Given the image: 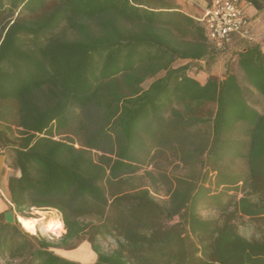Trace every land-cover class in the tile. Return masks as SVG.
I'll return each mask as SVG.
<instances>
[{
  "label": "trees",
  "instance_id": "16d2710c",
  "mask_svg": "<svg viewBox=\"0 0 264 264\" xmlns=\"http://www.w3.org/2000/svg\"><path fill=\"white\" fill-rule=\"evenodd\" d=\"M175 9L170 0H0L9 209L56 210L65 230L54 243L0 212V264H82L55 249L84 241L95 255L84 264H264V234L246 240L233 223H264V111L247 104L230 65L203 84L188 75L226 50ZM235 56L264 100L259 47ZM167 154L190 173L161 177L166 201L129 189L138 163ZM204 201L223 211L222 224L197 215ZM107 238L110 252L99 244Z\"/></svg>",
  "mask_w": 264,
  "mask_h": 264
},
{
  "label": "rangeland",
  "instance_id": "374dc122",
  "mask_svg": "<svg viewBox=\"0 0 264 264\" xmlns=\"http://www.w3.org/2000/svg\"><path fill=\"white\" fill-rule=\"evenodd\" d=\"M227 57L219 56L216 61L213 63L209 71L206 68L200 70L199 68L192 69L188 72V75L198 81L203 82L205 78V72L213 73L216 77H222L225 65H230L229 61H226ZM230 60V59H229ZM187 62L184 61H177L173 64L174 67H178L181 65L186 64ZM199 65L204 66L203 63ZM206 69V70H205ZM160 76V75H157ZM238 80L242 86L244 91V96L246 100L256 106L257 108V99L259 98L257 94L252 93L249 94L246 87L242 84V79L238 75ZM151 79L146 80L142 87L146 88L148 84L151 82ZM205 109H209L210 106L204 107ZM0 156L4 157L2 164L0 165V212H5L6 219L10 222H13L15 219L18 221V216H16L12 211L9 209V201L6 189L4 188V183L6 182L7 177L12 173L11 170L6 166V157L2 154ZM226 165L233 169H240L241 164L239 161H232L230 159H226ZM189 168L185 167L177 160L173 159L168 154L163 156L157 155L153 157L147 163H138L136 166V170L129 177L130 185L129 189H141V188H148L150 191V195L152 198L158 202L162 203L167 200V193L166 187L167 185L161 180V177H168L173 179L174 177H185L189 172ZM236 198V197H235ZM240 199V198H239ZM236 201L234 202V205ZM233 205L228 208V211L231 212ZM198 216L203 219L218 221L220 224L224 222V214L223 211H219L216 209L211 203L208 201L202 202L196 210ZM27 215L29 218H35L40 220L41 222L37 226V231L35 234H38L41 237L48 239L54 243H58L61 236L65 233L64 228L60 232V234H54L52 232H48L46 229L47 223L49 221L59 219L61 221L60 214L53 209H41L30 210ZM234 225L236 226L237 233L246 240H251L252 238H257L260 234V229L254 222L244 220L243 218H236L233 220ZM20 225V223H19ZM21 227V225H20ZM40 227V228H39ZM22 228V227H21ZM23 229V228H22ZM24 230V229H23ZM27 232V231H26ZM30 234V233H29ZM34 235V234H31ZM100 247L104 252H110L115 248V242L111 238H107L105 240L99 241ZM55 253L59 256L78 262V263H92L95 260V255L92 252L89 244L84 241L80 243L75 249L73 250H63V249H55Z\"/></svg>",
  "mask_w": 264,
  "mask_h": 264
},
{
  "label": "crops",
  "instance_id": "0c3cea01",
  "mask_svg": "<svg viewBox=\"0 0 264 264\" xmlns=\"http://www.w3.org/2000/svg\"><path fill=\"white\" fill-rule=\"evenodd\" d=\"M196 1L199 3V7L194 6V5H190L189 3H186L184 0H170V2L173 3V6L176 8L175 9L176 11L182 13L183 15L194 20L195 22L200 23V25L204 28L203 24L199 20L203 15L204 9L210 4L211 0H196ZM255 1L258 2V4L260 5L259 8L254 6L252 3L247 2L246 0H243V4H242L244 16L246 18V21H247V24H248V27H249V30H250V33H251L253 39L250 41H247V40H242V39H239L235 36H232L229 43L224 48L226 50V54L221 55V56L227 57L226 61L230 62L229 68H231V70L233 71V73L235 74V76L237 78H238V75L241 77L242 84L248 90L247 92L249 94L255 93L258 95L259 98L257 99V108H256V106H253L252 104H250L246 100L247 104L252 109L258 111L259 113H263V111H264V100L246 81L243 73L239 70V68L237 66L236 56H235L236 52H244L245 47H246V45H248V43L257 45L259 47L261 53L264 55V0H255ZM204 30H205V28H204ZM205 35H206V32H205ZM184 62H187V61H184ZM226 66L227 65H225V69H226ZM210 74L214 75L213 73H210ZM218 78H222V77L220 76ZM205 79H206V75H205L203 82L198 81L197 79H195V80H197L199 83L203 84L205 82ZM239 84H240V82H239ZM240 86H241V84H240ZM4 188L6 189V192H7L6 182L4 183ZM229 194H232V192H229ZM7 195H8V193H7ZM233 196L236 197L235 201L237 203L239 198L242 197V194L234 193ZM251 200L253 202H255V201H257V198L252 197ZM1 212H3V211H1ZM241 218H243L244 220L251 221L249 218L244 217V216H242ZM259 229H260V235H263L264 234V223H259ZM252 239H255V238H252Z\"/></svg>",
  "mask_w": 264,
  "mask_h": 264
},
{
  "label": "built area",
  "instance_id": "2783aa9c",
  "mask_svg": "<svg viewBox=\"0 0 264 264\" xmlns=\"http://www.w3.org/2000/svg\"><path fill=\"white\" fill-rule=\"evenodd\" d=\"M198 6L196 0H184ZM243 0H211L204 9L200 22L203 24L208 42L215 50H223L232 36L242 40L253 39L243 12Z\"/></svg>",
  "mask_w": 264,
  "mask_h": 264
},
{
  "label": "bare ground",
  "instance_id": "6f19581e",
  "mask_svg": "<svg viewBox=\"0 0 264 264\" xmlns=\"http://www.w3.org/2000/svg\"><path fill=\"white\" fill-rule=\"evenodd\" d=\"M18 221L21 227L30 234L36 233V231L38 230L37 226L41 222L40 220L35 218H23L21 216H18ZM46 229L48 232L60 234L63 229V224L59 219H55L47 223Z\"/></svg>",
  "mask_w": 264,
  "mask_h": 264
},
{
  "label": "water",
  "instance_id": "95a60500",
  "mask_svg": "<svg viewBox=\"0 0 264 264\" xmlns=\"http://www.w3.org/2000/svg\"><path fill=\"white\" fill-rule=\"evenodd\" d=\"M3 160H4V157L3 156H0V165L2 164Z\"/></svg>",
  "mask_w": 264,
  "mask_h": 264
}]
</instances>
